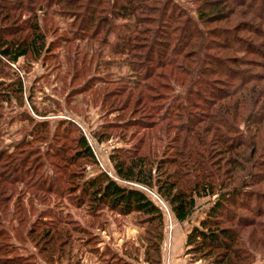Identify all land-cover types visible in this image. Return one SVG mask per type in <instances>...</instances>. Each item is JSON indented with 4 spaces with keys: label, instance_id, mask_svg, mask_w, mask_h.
Segmentation results:
<instances>
[{
    "label": "trees",
    "instance_id": "1",
    "mask_svg": "<svg viewBox=\"0 0 264 264\" xmlns=\"http://www.w3.org/2000/svg\"><path fill=\"white\" fill-rule=\"evenodd\" d=\"M213 1L194 0L193 17L175 0H0L1 70L18 73L20 57L37 59L49 51L45 28L54 32L57 22L52 18L72 16L75 39L59 36L73 72L77 75L79 66L97 71L103 56L126 57L132 82L114 81L120 97L111 100L106 87L110 78L93 95L105 115L115 104L126 103L125 95L133 99L150 120L138 126L143 129L141 143L153 153L152 158L136 150L112 154L119 179L136 187L104 171L87 177L79 159L96 162L78 126L74 154L61 146L46 153L53 172L49 180L42 174L39 149H22L30 141L0 150V264H49L65 258L78 264L86 247L99 248L93 230L106 226L109 211L136 217L134 224L144 226L146 263L160 264L163 211L142 187L153 190L179 222L191 216L199 198L212 199L205 216L187 233L186 251L209 264H253V254L264 249V220H258L264 216V73L257 72L264 71V0ZM219 19H234L239 28L210 30L207 25ZM117 20L124 21L127 31L103 54ZM7 85L13 87H0V103L9 102L12 93L22 103L21 78L16 75ZM107 124L101 128L113 126ZM37 126L46 128L47 122ZM62 129L65 136L63 121L58 125ZM100 133L107 138V132ZM47 195L59 201L64 216L56 204L49 205ZM34 201L47 207L38 209ZM67 207L83 213L84 222L71 218ZM22 231L25 242L33 244V249L24 248V255L19 246L7 244L8 238L21 239Z\"/></svg>",
    "mask_w": 264,
    "mask_h": 264
},
{
    "label": "rangeland",
    "instance_id": "2",
    "mask_svg": "<svg viewBox=\"0 0 264 264\" xmlns=\"http://www.w3.org/2000/svg\"><path fill=\"white\" fill-rule=\"evenodd\" d=\"M175 1L184 9L189 10L192 13L190 15L193 17L196 15L195 7L192 5L194 0ZM210 1L214 2L213 0ZM56 16H60V13H57ZM52 20L57 22V27L53 26L54 32L49 28H47L48 30L45 28L48 37L47 41L49 40L52 43L49 47V51H46L37 59L31 56L20 57L16 63L18 73L8 67L1 70L0 66V82L3 83L0 84V87H8L7 84L12 83L16 75H18L21 78L22 90L24 91L22 103L15 98V93H12L14 95H12L9 102L3 101V103H0V150L8 149L11 151L14 150L15 145L22 140H25L26 143L30 141L31 144L29 146H22V149H39L43 162L41 167L42 174L49 180L53 172L51 165L47 161L48 159H46V153L52 154L56 151L57 146H61V148H65V151L74 154L78 150V147L75 146L72 138L78 137L79 132L75 129V127L78 126L80 133L83 135L84 132L89 133V135L102 144L104 148H106L105 144H107L109 140L114 144V148L109 149L108 153H106L107 155L105 154L103 158L105 168L112 172L114 176L117 175V173L112 162V156L119 150L127 151L130 154L134 153L135 150L139 153H149L152 158L153 153L149 152L147 149L148 145L140 141L143 129L138 125H140L141 122H150V120L143 118L144 114L140 106L136 105L133 99L126 100L125 95L122 101L125 99L126 103L121 102L115 104L112 107V111L105 115L101 110L99 101L95 99L96 97L93 95L97 89L104 87L102 80L110 78L113 82L108 83L106 87L109 88L111 94H113L111 100H116L117 97H120L121 94L117 91L118 84L114 81H118L121 84L125 81L127 84L126 86L132 82V77H130L132 75L129 74V67L125 61L126 57H123L121 54L111 57L108 55L103 56L100 58V61L96 59L98 64L97 71L92 66L81 71L79 66L78 70L80 72H77V75H75L72 66H70L72 61L68 60L67 53L64 49L65 44L63 38L59 36L63 34L70 40L75 39L76 28L69 26L72 16L59 17V19L55 17L52 18ZM234 21V19H219L207 26L210 30L222 26L227 27V30H232V28L235 29L236 27L239 28L240 24L236 26L237 23L236 21L234 23ZM123 22V20H117L115 22L112 32L108 33L105 38L107 44L102 47L101 53H109L110 48L113 50L117 41L116 36L119 33H125L127 31L126 28L121 26ZM64 28H66L67 32H62ZM219 39L221 40V37ZM257 72L264 73L263 69H257ZM73 74L76 76L75 79H73ZM94 74L97 75L95 76ZM89 76H91V78H89ZM12 87L11 85L8 89ZM127 92L129 91L126 90V93ZM35 108L38 111L37 113L43 111L47 114L45 116H40L34 110ZM29 114L33 117V120L29 119L31 118ZM42 120L47 122V127L41 128L37 126L36 130L34 128L35 123ZM61 121H63L65 128H68L64 131L67 138H63L65 136H62L63 129L58 130V125ZM107 123L113 126L102 129L103 127L101 128V125ZM132 123L133 125H129ZM72 124L74 128L71 126ZM115 124L118 126H114ZM125 125L126 127H124ZM99 131L107 132V138H100L98 135L102 134H99ZM166 144L167 141L165 140L163 143L164 148ZM169 152L170 150H168V153ZM78 162H80L82 166H85L87 177L103 171L97 163H91V161L80 159ZM118 181L123 185L138 186V184L134 182L123 179ZM142 188L163 211V221L159 225L163 234V238L160 240V264H209L206 258H195L186 251L185 239L184 242L178 239L179 231L182 233L185 230L184 227H181L183 223H179L178 221L175 222L171 212L169 210L168 212L164 210L163 205L166 203L164 201L159 202L153 195L155 193L153 190L145 187ZM261 191L264 192V188ZM47 197L50 201L53 199L50 195H47ZM210 201L212 203V199H209V202ZM24 203L25 201L23 204ZM34 203L38 209L47 207V205H39L36 201H34ZM206 203L207 198H199L197 200V206L194 207L195 212L190 217L191 222H197V215L200 213V216L202 214L203 217L205 216L207 208L211 204L209 203V205H207ZM25 204H27V202ZM54 204H56L55 208L64 216L66 210H61L59 201H51L49 205L53 206ZM203 204H205V206L201 208ZM262 204L264 206V203ZM20 205H22V203H20ZM66 209L70 212L71 218H78L80 221L84 222V214L78 212L75 207H67ZM240 212L247 215L249 218L254 217V214L249 210L242 209ZM35 215L36 212L31 214V217L33 218ZM106 218L107 224L103 229L97 228L93 230V232L99 236L100 240L97 243L99 248L94 250L92 248L90 249V247H86L78 264H147L143 254L146 239H144V235L141 234L143 229L140 228L144 226H137L134 224L133 221L136 217L132 218L130 215L120 216L109 211L106 213ZM258 220L263 221L264 216L262 215ZM22 232L23 234L20 232L22 236L21 239L12 240L8 238L7 244L19 246L18 253L24 255V248L28 247L29 249H33V244L27 243L28 241L25 242V231ZM20 234L18 233L16 236L19 237ZM248 235L249 232L247 231L245 237ZM251 239L253 238L251 237ZM107 250L114 252L115 256H110ZM253 256L255 257L253 264L264 263L263 248L258 249ZM120 258L124 260H118ZM37 264L44 263L39 261ZM49 264L75 263L65 258L63 261Z\"/></svg>",
    "mask_w": 264,
    "mask_h": 264
},
{
    "label": "built area",
    "instance_id": "3",
    "mask_svg": "<svg viewBox=\"0 0 264 264\" xmlns=\"http://www.w3.org/2000/svg\"><path fill=\"white\" fill-rule=\"evenodd\" d=\"M84 135H85L86 142L94 156L95 162L99 165V167L103 169L105 173H107L108 176L112 177L115 180H120L117 175L114 176V174L108 171V169L105 168L104 166L105 162L103 158L105 154L108 153L109 149L114 148V144L111 142V140H109V142L105 144L106 148H104L103 145L100 144L97 140H95V138L90 136L89 133L84 132ZM153 195L159 200V202L162 201L156 193H154ZM163 207H164V210L168 212L169 210L168 206L165 204L163 205Z\"/></svg>",
    "mask_w": 264,
    "mask_h": 264
},
{
    "label": "crops",
    "instance_id": "4",
    "mask_svg": "<svg viewBox=\"0 0 264 264\" xmlns=\"http://www.w3.org/2000/svg\"><path fill=\"white\" fill-rule=\"evenodd\" d=\"M207 205H209V203H206ZM197 206V205H196ZM205 206V204H203V205H201V208H203ZM194 212L195 211H193V213L192 214H194ZM192 214H191V216H192ZM201 214V213H200ZM200 214H198L197 216H198V218L196 219V221L197 222H191V216L189 217V218H187L186 220H184V221H182V222H179V223H183V226H181V224H180V226L181 227H184V231L181 233V231H179V233H178V239L180 240V241H182V242H184V239H186V234L190 231V229L193 227V226H196V225H198L199 224V221L201 220V218L203 217V214L200 216ZM177 220L175 219V222H176Z\"/></svg>",
    "mask_w": 264,
    "mask_h": 264
}]
</instances>
